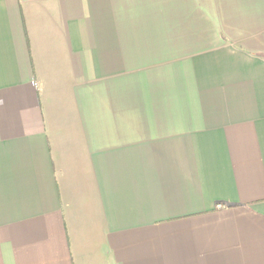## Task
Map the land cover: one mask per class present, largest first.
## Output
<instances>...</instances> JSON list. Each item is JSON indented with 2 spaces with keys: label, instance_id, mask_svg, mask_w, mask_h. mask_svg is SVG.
I'll list each match as a JSON object with an SVG mask.
<instances>
[{
  "label": "crops",
  "instance_id": "1",
  "mask_svg": "<svg viewBox=\"0 0 264 264\" xmlns=\"http://www.w3.org/2000/svg\"><path fill=\"white\" fill-rule=\"evenodd\" d=\"M0 264H264V0H0Z\"/></svg>",
  "mask_w": 264,
  "mask_h": 264
}]
</instances>
